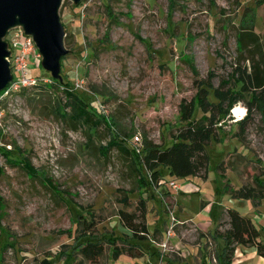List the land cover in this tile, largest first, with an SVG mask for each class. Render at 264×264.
<instances>
[{
    "label": "rangeland",
    "instance_id": "374dc122",
    "mask_svg": "<svg viewBox=\"0 0 264 264\" xmlns=\"http://www.w3.org/2000/svg\"><path fill=\"white\" fill-rule=\"evenodd\" d=\"M58 13L68 41L61 79L87 99L89 108L104 114L107 123L90 131V139L86 126L72 127L59 114L65 106L63 87L51 81L41 59L30 60L29 69L48 88L37 84L0 95L2 264H110L111 247L139 242L120 222L117 199L127 193L132 202L127 210L133 211L139 194L150 192L154 195L146 202L145 215L149 236L140 242L144 251L150 254L163 242L154 229L165 231V223L172 216L178 223V216L201 227L175 224L173 231L184 246H191L184 251L192 255L202 242L203 264H217L215 255L223 245L219 232L228 227L226 208L245 210V201L233 199L230 190L264 181L260 114L254 112L241 140L235 136L236 121L247 111L243 102L236 103L228 119L217 125V138L206 146L205 175L176 178L164 170L163 179L148 192L137 185L131 151L108 142L123 139L133 148L145 138L169 143L181 124L180 100L196 91L193 69L200 78L212 72L216 86L237 60L248 65L237 44L244 25L259 36L264 57V0H62ZM169 180L180 185L176 200L169 198ZM250 201L248 217L264 239V199L255 205ZM77 210L93 212V237L105 240V251L95 261L75 250ZM177 239L175 234L171 242ZM166 248L164 254L170 250L171 258H179L178 249ZM199 251L189 264H199ZM141 259L148 263L149 256ZM232 261L264 264L255 247L243 245H235Z\"/></svg>",
    "mask_w": 264,
    "mask_h": 264
},
{
    "label": "trees",
    "instance_id": "16d2710c",
    "mask_svg": "<svg viewBox=\"0 0 264 264\" xmlns=\"http://www.w3.org/2000/svg\"><path fill=\"white\" fill-rule=\"evenodd\" d=\"M246 27L247 25H244L238 32L237 44L239 52L244 53L243 61L248 60V65H241L237 60L227 78H221L216 86L212 82L214 77L212 72L206 78H200L198 71L193 69L196 91L192 98L180 100L178 113L181 124L171 135L169 143H155L145 138L140 150L136 151L133 147L128 146L123 139L121 141L113 139L108 142L110 147L131 151L138 175L137 185L144 188L145 192L160 183L164 177V170L176 178L204 176L208 164L206 146L211 140L217 138V125L221 120L228 119L230 110L236 103L243 102L247 112L236 121L238 130L235 136L240 137L241 140L244 139L243 135L253 120L254 112L260 114L264 127V57L260 50L259 36L253 32L251 26L249 29H244ZM64 44H68L67 38H64ZM53 80L55 84L63 87L62 91L65 97L63 112H59V114L65 119L68 117L74 128H78L81 124L86 126L87 132H89L86 136L90 139L92 132H95L100 123H107L104 114L89 108L87 99L79 92L74 91L68 82L63 79L52 78L51 81ZM38 84L43 87L49 85L40 82ZM2 91H0V95ZM195 110L196 113L200 110L202 114L195 115ZM116 138L119 137L116 136ZM10 157H13L18 163L21 162L15 156ZM21 163L28 168V165ZM151 193L145 197L139 194L133 211L127 210L132 205L127 193H123L117 199L121 205L117 211L120 222L139 242H129L127 248L111 247L112 257H117L121 253L130 256H139L142 253L143 248L140 242L149 236L145 215L146 202L152 198L153 194ZM230 195L233 199H249L255 205L264 199V181H256L255 186L241 185L238 188H232ZM225 214L228 227L223 232H219L223 245L216 253L217 264H262L260 262L234 263L232 261L235 245L253 246L256 253L264 259V239L261 238L259 229L248 215L240 213L233 207L226 208ZM94 220L93 212L89 214L76 211L74 236L78 240L75 250L82 258L89 261L97 260L105 251V240L93 237L92 230L96 226ZM105 239L108 240V243H114L108 237ZM0 264H2L1 260Z\"/></svg>",
    "mask_w": 264,
    "mask_h": 264
},
{
    "label": "water",
    "instance_id": "95a60500",
    "mask_svg": "<svg viewBox=\"0 0 264 264\" xmlns=\"http://www.w3.org/2000/svg\"><path fill=\"white\" fill-rule=\"evenodd\" d=\"M78 4L81 0H71ZM62 0H0V91L11 80L8 57L11 52L4 37L14 27H21L32 37L41 54L44 68L61 80L60 60L68 53L65 31L58 13Z\"/></svg>",
    "mask_w": 264,
    "mask_h": 264
},
{
    "label": "built area",
    "instance_id": "2783aa9c",
    "mask_svg": "<svg viewBox=\"0 0 264 264\" xmlns=\"http://www.w3.org/2000/svg\"><path fill=\"white\" fill-rule=\"evenodd\" d=\"M7 44L8 49L10 50L11 54L8 57V60L10 62L11 69V80L8 82V84L3 89L2 93H6L9 91H16L20 90L22 88L33 86L38 84V82L43 81V78H40L36 75L31 74L29 69V63L30 60H40L41 54L36 47L33 39L31 36L26 35L21 27H14L11 28L7 34ZM13 72H16L14 74ZM45 81V79H44ZM78 86V84H75ZM234 108L231 109L233 111ZM240 116V115H237ZM242 115L240 116L241 119ZM141 146H135V150L139 151ZM168 185L172 188H178V183L175 182V180H169ZM171 216H172V212ZM176 224V219L172 216L171 217V223L169 224L167 230H166V239L163 240L162 243H158V245L161 248V253H159V262L158 264H161L163 257H164V251L167 249L168 244V237L173 232V227Z\"/></svg>",
    "mask_w": 264,
    "mask_h": 264
},
{
    "label": "crops",
    "instance_id": "0c3cea01",
    "mask_svg": "<svg viewBox=\"0 0 264 264\" xmlns=\"http://www.w3.org/2000/svg\"><path fill=\"white\" fill-rule=\"evenodd\" d=\"M179 187H180L179 184H178V188L169 187L170 188V193L173 195V197H169V196L168 197L169 198H174L176 200L175 194L178 191H180L179 190L180 189ZM242 200L245 201V204H244L245 210L244 211H240L238 207H235V208H237V210L239 212H242V214L248 215L247 214V211L249 210V205H250L249 204V201L250 200L249 199H242ZM250 203H251V201H250ZM176 207H177V203H176ZM176 217L179 219V221L177 220V222L180 223V224L189 222V223H191L190 226H192L193 228H195V229H200L201 228V227L197 226V224H194V223H192L189 220L182 219V218H180L178 216H176ZM178 223H176V224H178ZM167 226H169V224L167 225L165 223V231H163V232H161L160 229H158V228H155L154 229V231L157 233V237H160V240H164V238L166 237V230L168 228ZM182 231H185V229H183ZM175 234L178 236V239L175 242L172 243L171 242V237L174 236ZM167 245H169L170 247H174L175 249H178V253L177 254H178L179 258H176V259L171 258V255L169 253L170 250H169L168 252H166L164 254V257H163V260H162L161 264H179V263L180 264H189L190 263L189 259L190 258H193L194 256L196 257V255H197V253L199 251V247H202L203 246L202 242L201 243L199 242L197 244V247H196L197 250H195V249L191 250L193 253H192V255H190L189 253H187L186 251H184V249L187 246H190V245L187 244L186 246H184V243H182V240L180 239L178 233L177 232H174V231L168 237V244ZM160 249H161L160 246L157 245L156 248H153L152 251H150V254H147L146 252H148V251L145 252L144 249H142V251H141L142 253L139 256H130V255H122V254L118 255L117 257H112L111 256L110 259H111V262L112 263L110 262V264H118L119 262H122V264H158V262H159V255L158 254L160 253L159 252ZM199 252H200L199 254L201 256L199 255L200 258H199L198 262H199V264H203L204 263V256L201 253V250ZM145 255H148L149 256L148 263H144L143 260L141 259V257H143ZM215 259H216V255H215ZM216 262H217V259H216Z\"/></svg>",
    "mask_w": 264,
    "mask_h": 264
},
{
    "label": "bare ground",
    "instance_id": "6f19581e",
    "mask_svg": "<svg viewBox=\"0 0 264 264\" xmlns=\"http://www.w3.org/2000/svg\"><path fill=\"white\" fill-rule=\"evenodd\" d=\"M234 110V109H233ZM233 113V112H232Z\"/></svg>",
    "mask_w": 264,
    "mask_h": 264
}]
</instances>
